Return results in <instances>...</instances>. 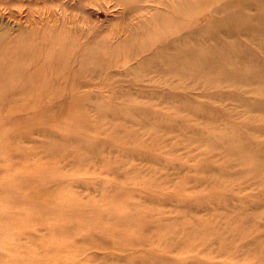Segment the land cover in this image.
I'll return each mask as SVG.
<instances>
[{
	"label": "rangeland",
	"instance_id": "obj_1",
	"mask_svg": "<svg viewBox=\"0 0 264 264\" xmlns=\"http://www.w3.org/2000/svg\"><path fill=\"white\" fill-rule=\"evenodd\" d=\"M0 264H264V0H0Z\"/></svg>",
	"mask_w": 264,
	"mask_h": 264
}]
</instances>
